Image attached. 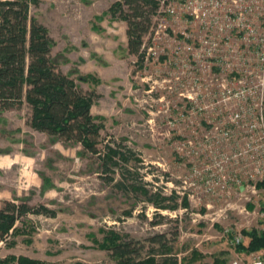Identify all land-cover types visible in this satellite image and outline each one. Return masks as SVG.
<instances>
[{
	"label": "rangeland",
	"instance_id": "obj_1",
	"mask_svg": "<svg viewBox=\"0 0 264 264\" xmlns=\"http://www.w3.org/2000/svg\"><path fill=\"white\" fill-rule=\"evenodd\" d=\"M116 1L40 0L31 5V14L55 40L52 55L60 69L84 90L100 95L91 109L102 124L98 149L103 154L107 145H120L133 155L128 160L116 157L118 164L105 170L99 154L81 142L53 141L34 129L27 103L0 108V206L24 198L56 210L55 216L29 214L18 221L17 231L0 243V259L24 255L52 264H119L102 246L111 230L144 246L142 257L159 246L150 238L165 234L181 264H264V249L247 252L237 247L249 242L244 231L264 227V185L258 182L255 190H242L230 184L225 196L200 192L193 200L188 193L196 187L183 182L193 178L192 163L179 154L177 142L188 139L189 131L179 136L182 123L173 110L179 95L165 81L172 66L165 63L162 40H152L165 26L178 30L179 23L165 12L175 0H165L163 7V0H156V10L146 9L150 24L142 53L147 57L152 43L160 58L143 60L129 51L127 21L109 11ZM165 45L171 53L173 45L167 40ZM79 74H93L100 81H80ZM228 128L227 136L198 138L201 146L193 162L202 176L211 171L219 176L214 163L220 153L264 142L255 144L249 124L228 122ZM124 169L130 173L123 175ZM236 170L238 166H229L230 174ZM122 180L142 190H123L116 185Z\"/></svg>",
	"mask_w": 264,
	"mask_h": 264
},
{
	"label": "built area",
	"instance_id": "obj_2",
	"mask_svg": "<svg viewBox=\"0 0 264 264\" xmlns=\"http://www.w3.org/2000/svg\"><path fill=\"white\" fill-rule=\"evenodd\" d=\"M165 5L163 0L161 6ZM165 12L180 26L171 30L160 24L152 40H162L165 63L172 66L165 81L179 95L173 109L182 123L179 136L189 131L188 139L177 142L179 154L192 163L193 178L183 182L196 189L188 196H225L230 184L255 190L264 181V142L257 144L264 140V0H175L168 2ZM166 40L173 45L171 53L165 50ZM158 52L150 43L144 57L159 59ZM228 122L249 124L257 145L220 153L214 163L219 176L212 171L202 176L193 162L201 146L198 138L229 135ZM229 166H238V172L230 174ZM202 184L205 187L198 191ZM260 215L264 221V212Z\"/></svg>",
	"mask_w": 264,
	"mask_h": 264
},
{
	"label": "trees",
	"instance_id": "obj_3",
	"mask_svg": "<svg viewBox=\"0 0 264 264\" xmlns=\"http://www.w3.org/2000/svg\"><path fill=\"white\" fill-rule=\"evenodd\" d=\"M39 3L40 0H0V108H19L27 103L31 109L29 124L34 129L46 132L53 141L81 142L86 150L99 154L102 168L109 170L112 164H118L116 157L128 160L133 151L120 145L115 148L107 145L103 154L98 149L102 124L91 109L100 95L94 89L84 90L72 75L60 69L59 61L52 55L55 40L48 28L31 14V5ZM158 6L156 0H117L109 9L114 17L127 21L129 51L142 60L143 37L150 24L146 9L156 10ZM78 79L100 81L93 74H79ZM127 171L124 169L123 175ZM116 185L123 190H142L125 180ZM259 185H264V181ZM29 214L55 216L56 210L44 204L31 205L24 198L4 201L0 206V243L16 232L17 222ZM243 233L249 242H239L238 249L247 252L264 249V230ZM150 239L159 246H152L144 257L141 256L144 246L137 247L138 242L125 240L115 231L107 232L102 246L119 259V264H181L168 246L165 234ZM11 263L52 264L24 255L0 259V264Z\"/></svg>",
	"mask_w": 264,
	"mask_h": 264
}]
</instances>
